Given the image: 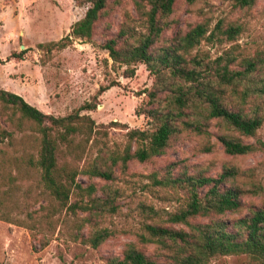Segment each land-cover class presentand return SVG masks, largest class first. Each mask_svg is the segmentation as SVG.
Returning <instances> with one entry per match:
<instances>
[{
    "label": "rangeland",
    "instance_id": "374dc122",
    "mask_svg": "<svg viewBox=\"0 0 264 264\" xmlns=\"http://www.w3.org/2000/svg\"><path fill=\"white\" fill-rule=\"evenodd\" d=\"M89 7L88 0H83L82 4L75 0H0V89L21 96L46 115L65 117L92 101L100 89L109 87L97 97L95 110L81 112V115H89L97 125L108 128L89 142L76 163L78 167L91 163L105 149L110 151L124 145L126 131L118 126L111 127L110 123H121L129 129H152L148 119L136 115V110L146 105L143 92L151 90L153 76L143 64L132 67L134 74L128 76L127 68L113 63L103 49L106 40L116 36L120 29L127 33L125 38L144 31L133 0L108 2L95 25L91 43L75 39L63 50L47 51V48L38 47L65 37ZM220 21L223 26L241 27L236 40L202 42L192 53H206L214 59L232 48L241 57L264 52V0H256L244 9L235 8L231 0H197L193 4L177 0L157 47L168 44L197 23L207 22L211 30ZM231 100L234 102L229 103V108H238V100ZM263 104L264 96H251L240 108L250 113ZM7 113L4 114L0 106V133L4 129L13 132L12 139L0 135V165L3 174L6 171L14 177L17 188L0 205V215L4 217L0 220V264H107L110 258L121 259L129 244L154 259H165L160 256L165 251L154 244L141 243L139 235L144 233L145 223L159 221L150 218L143 206L163 214L175 212L184 204L183 190L154 184L152 176L162 179L168 171L172 176L186 170L189 174L216 177L224 167L235 168L239 174L230 182L249 192L241 197L243 208L217 217L222 220L245 217L249 208L264 204V123L251 138L233 133L256 149L247 155L229 156L218 141V136L226 133L224 128L211 121L205 127L207 134L182 130L170 140L163 155L145 163L131 161L123 173L114 169L113 181L78 175L76 182L83 188L95 187L94 197L113 194L114 213L89 217L81 211L74 216L65 211L53 214L51 207L55 203L51 204L39 183V170L25 166L24 162L29 156L36 159L40 134L26 120L18 132L7 122ZM80 140L81 137H76L74 144ZM66 160L70 157L66 156ZM81 200L85 202L87 198H81L76 192L71 195L70 202ZM85 218L89 221H83ZM206 221L196 219L193 222ZM97 229L110 231V236L100 246L94 249L81 242V238L89 237ZM42 233L48 241L46 246H42ZM209 264L253 263L246 256H220Z\"/></svg>",
    "mask_w": 264,
    "mask_h": 264
},
{
    "label": "trees",
    "instance_id": "16d2710c",
    "mask_svg": "<svg viewBox=\"0 0 264 264\" xmlns=\"http://www.w3.org/2000/svg\"><path fill=\"white\" fill-rule=\"evenodd\" d=\"M109 1L88 0L90 7L84 17L70 27L65 37L38 47L47 48V51L63 50L75 39L91 43L95 25ZM184 1L193 4L197 0ZM255 1L231 0L233 6L240 9L251 7ZM75 2L82 4L83 0ZM176 2L133 0L144 31L125 38L127 33L120 29L116 36L104 43L103 49L109 58L113 63L125 66L128 76L134 74L132 67L138 64L145 65L153 76L151 90L143 92L147 98L146 105L136 110V115L148 119L152 129H129L121 123H110L109 126H118L126 131L125 143L114 150L105 149L91 163L82 167L76 165L89 142H93L95 135L108 126L97 125L89 115H81V112L95 110L97 97L109 87L100 89L92 101L65 117L46 115L21 96L0 89V106L4 114L8 112L7 122L19 132L23 120H26L40 134L36 159L29 156L24 162L25 166L39 170V183L47 192L51 204L55 203L51 207L53 214L65 211L74 216L81 211L89 217L114 213L116 206L113 194L110 192L96 198L93 196L95 187L89 185L83 188L76 182L77 176L113 181L114 169L123 173L131 161L145 163L163 155L170 140L182 130L204 135L207 134V124L216 121L226 132L218 136L225 154L243 156L256 149L252 144L243 143L233 133L251 138L264 123V104L262 107H254L250 113L240 108L251 96H264V52L241 57L232 48L214 59L206 53H192L202 42L236 40L241 27L231 24L223 26L221 21L211 30L207 22L197 23L183 35L157 47L168 25L166 19L172 14ZM23 52L17 57H21ZM231 99L238 100V108H229V103L234 102ZM16 115L17 119L14 118ZM0 135L12 139L13 132L4 129ZM76 137H81V140L74 144ZM66 156L70 157L69 161ZM1 165L0 205L17 188L14 177L6 171L3 174ZM15 168L19 172V166ZM238 174L235 168L224 167L216 177L201 173L189 174L186 170L176 176L168 171L162 179L152 176L155 185L181 189L185 193L183 206L175 212L162 214L152 207L143 206L150 218L159 221L145 223L139 241L154 244L160 251H165L160 255L165 259H154L129 244L121 259L110 258L107 264H209L212 259L220 256H246L253 264H264V204L258 208H249L247 216L234 221L217 218L243 208L241 197L249 191L230 182ZM74 192L81 198L86 197L87 201L70 202ZM196 219L207 221L194 223ZM0 220H4L3 215H0ZM6 221L11 222L7 218ZM109 236V230L97 229L89 237L80 240L95 249ZM42 238L44 241L40 242L46 246L48 241L43 233Z\"/></svg>",
    "mask_w": 264,
    "mask_h": 264
}]
</instances>
